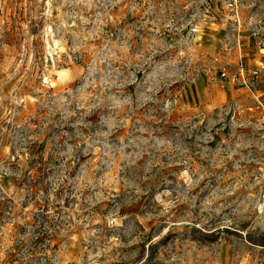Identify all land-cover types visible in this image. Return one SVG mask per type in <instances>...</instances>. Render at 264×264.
<instances>
[{"label":"rangeland","instance_id":"rangeland-1","mask_svg":"<svg viewBox=\"0 0 264 264\" xmlns=\"http://www.w3.org/2000/svg\"><path fill=\"white\" fill-rule=\"evenodd\" d=\"M0 264H264V0H0Z\"/></svg>","mask_w":264,"mask_h":264}]
</instances>
